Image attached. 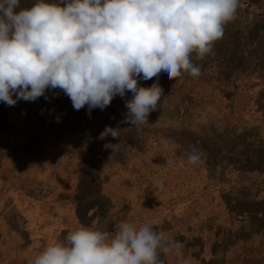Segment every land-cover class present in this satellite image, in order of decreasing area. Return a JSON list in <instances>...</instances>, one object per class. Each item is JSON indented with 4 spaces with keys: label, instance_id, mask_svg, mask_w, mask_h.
Masks as SVG:
<instances>
[{
    "label": "rangeland",
    "instance_id": "1",
    "mask_svg": "<svg viewBox=\"0 0 264 264\" xmlns=\"http://www.w3.org/2000/svg\"><path fill=\"white\" fill-rule=\"evenodd\" d=\"M191 59L201 75L162 72L166 101L137 127L120 123L131 92L90 115L59 89L0 102V264H28L81 225L111 233L121 221L181 242L163 264H226L244 238L264 261V0H240L223 37ZM105 126L128 129L101 138ZM190 146L203 163H187Z\"/></svg>",
    "mask_w": 264,
    "mask_h": 264
},
{
    "label": "clouds",
    "instance_id": "2",
    "mask_svg": "<svg viewBox=\"0 0 264 264\" xmlns=\"http://www.w3.org/2000/svg\"><path fill=\"white\" fill-rule=\"evenodd\" d=\"M239 4L240 0H36L21 7V0H0V102L9 107L19 100L35 102L47 90L59 89L75 110L87 106L90 115L131 92L120 123H147L149 114L166 101H161L160 74L176 81L184 73L199 77L201 69L192 62V54L203 59L212 50ZM153 77L157 80L150 87L139 86L140 80ZM126 129L105 126L100 136L119 139ZM118 145L107 143L104 148L114 152ZM190 149L187 163H203L200 152ZM163 183L154 180L157 187ZM181 247L180 241L169 240L148 223L137 227L121 221L111 233L81 225L63 241L49 242L28 264H163L161 252L179 254Z\"/></svg>",
    "mask_w": 264,
    "mask_h": 264
},
{
    "label": "trees",
    "instance_id": "3",
    "mask_svg": "<svg viewBox=\"0 0 264 264\" xmlns=\"http://www.w3.org/2000/svg\"><path fill=\"white\" fill-rule=\"evenodd\" d=\"M254 237H256V236H254ZM261 237L262 238H260V240H262L264 238V235H262ZM240 240H241V242H240L238 249H236L234 251L233 256L226 262V264H264V261L258 262L253 257H251L250 254L246 253L245 250L251 249V247L248 248L247 245L253 244V242H249L250 241L249 238H248V240L245 238L240 239ZM226 253L227 252H224V256ZM218 264H220V263L218 262Z\"/></svg>",
    "mask_w": 264,
    "mask_h": 264
}]
</instances>
